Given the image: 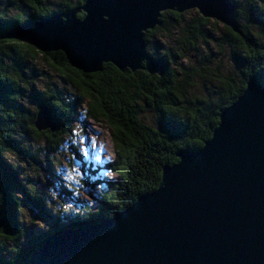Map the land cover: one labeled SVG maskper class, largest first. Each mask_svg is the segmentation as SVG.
I'll list each match as a JSON object with an SVG mask.
<instances>
[{"label":"trees","instance_id":"trees-1","mask_svg":"<svg viewBox=\"0 0 264 264\" xmlns=\"http://www.w3.org/2000/svg\"><path fill=\"white\" fill-rule=\"evenodd\" d=\"M232 1L238 32L203 18L197 11L189 21L185 16L190 12H163L160 25L145 35L146 45L158 33L168 39L177 31L180 35L171 45L160 44V52L147 49L153 58L165 63L162 75L151 76L144 71L120 72L112 64H104L98 73L79 75V71L71 70L61 52L42 54L6 37L14 28L77 10L85 2L63 0L52 10L46 0H35L34 5L29 0H7L9 7L19 4V9L23 6L30 10L26 17L22 13L9 16V7L0 11V220L5 221L0 253L12 254L8 264H24L55 232L67 228L81 230L113 219L140 196L156 190L162 168L176 164L180 150L195 152L204 146L218 126L222 111L243 93L251 76L264 85V7L261 0ZM80 16L81 13L78 19ZM209 43L214 45V53L208 49ZM201 44L207 50L204 55L199 54L195 64L190 59L184 64L185 52L198 51ZM39 56L51 61L54 71L75 89L77 94L70 100L64 99L63 91L50 81L41 91L34 82L24 84L25 69ZM32 73L37 76L36 69ZM25 99L50 108L56 123L53 133L35 129L36 113L24 109L20 101ZM78 110H83L87 119L105 122L109 129L113 160L104 168L116 179L110 185L107 183L108 192L91 193L98 205L95 211L85 208L83 214L67 216L63 227L53 225L48 233L30 237L17 220L21 207L15 192L24 193L37 213L36 219L46 213L50 197L42 196L35 185L28 192L17 179V167L7 166L3 158L8 153L30 158L20 142L24 137L37 141L45 138L48 141L43 149L48 155L55 152L68 135ZM144 114L149 120L142 119ZM88 181L87 175L83 182L87 187ZM58 189L62 195L70 196L60 183Z\"/></svg>","mask_w":264,"mask_h":264},{"label":"water","instance_id":"water-1","mask_svg":"<svg viewBox=\"0 0 264 264\" xmlns=\"http://www.w3.org/2000/svg\"><path fill=\"white\" fill-rule=\"evenodd\" d=\"M235 9L232 0H86L6 37L42 54L64 53L85 75L104 64L162 75L165 63L148 53L144 37L163 12L195 10L238 32ZM246 85L200 150H180L178 162L162 168L156 190L113 219L52 234L24 264H264V85L256 76ZM34 127L55 131L46 105Z\"/></svg>","mask_w":264,"mask_h":264},{"label":"rangeland","instance_id":"rangeland-1","mask_svg":"<svg viewBox=\"0 0 264 264\" xmlns=\"http://www.w3.org/2000/svg\"><path fill=\"white\" fill-rule=\"evenodd\" d=\"M46 1L52 10H55L63 2V0ZM7 7H9L7 5V0H0V11L7 9ZM9 8L10 9H7V14L9 16L22 13L24 17H26L28 14H30V10L26 7L22 6V8L19 9V4ZM191 11H187L190 13L185 16L186 21H189L188 19L194 15L195 10ZM222 25V23H219V26ZM146 34L147 32L145 35ZM179 35L180 32L177 31L170 39H168L164 35L158 33L157 35L151 36V38H149V43L147 45L145 42L146 49H148L149 52L153 51V49L154 51H158L157 49H160V44L162 45L163 43H166L171 45L176 41V39H178ZM217 35L218 34L213 33V37H217ZM199 46L200 47L198 51L193 52L189 50L185 52L186 60L183 61L184 64H186L189 59L195 64L196 60H198L197 58H199V54L202 53L204 55V53L207 51L205 50V46L203 44ZM208 46V49L211 48L212 53H214V45L209 43ZM50 64L53 63L51 61H47L41 56H39L37 60L31 61L29 68H26L24 72V77L27 78V83L24 84H32L34 82L37 90L41 91L47 83L52 82V84L57 89H61L63 91L64 99L70 100L74 94H77L75 89L72 88L69 83L65 81L62 76H60L59 73L54 71ZM170 67L174 68L172 65ZM32 69L37 70V76L32 73ZM33 77L36 78L35 81ZM20 103H22L24 109L28 110L30 114L36 113L35 111H37L38 108L37 103L27 99L20 101ZM81 112L84 114L83 110H78V115L76 119L74 118L75 120L71 124L70 128L77 131L79 130L77 128V118ZM142 119L149 120V117L144 114ZM80 123L82 125L88 126L87 130L90 132V134H93V138L96 139V142L100 145H103L104 148V151L97 153V155L101 157L100 164L97 165L93 163L88 171V187L87 185L85 186L83 184L85 179H81V177L78 176L75 177L73 181H69L68 174L65 173V170L70 169L71 167V165L65 161L67 149L61 151L59 146L55 152H51L48 155L43 149L48 141L45 138H42L39 141L35 139H28L27 137L20 139L21 145L26 146L25 148L28 150L30 158L26 156H16L10 153L6 154L3 158L4 163L7 166L17 167V179L23 185V187L27 189L28 192L30 190V186L35 185L38 192L42 196L46 198L47 196L50 197L47 199L48 206H46V213L39 219H36L37 213L32 210L30 202L26 199L24 193L19 191L15 192V196L17 197L21 207L17 215V220L19 225L25 228L27 235L30 237L42 236L48 233L53 225L63 227L66 222L65 218L67 216L83 214L85 208H87L89 211H95L98 205L94 199L90 197L91 193L98 194L102 192H108L110 190V186H107V183L110 185L116 179V175L112 173L107 175L106 173L109 172L104 168V165L113 160V144L110 138V131L107 128L105 122H95L93 120L87 119L84 116V119L81 120ZM67 139L68 135L65 136L62 141H66ZM105 156L107 157L106 161L104 159ZM58 169H60V171H58ZM76 181H80V183H77ZM59 183L63 185V187L70 193V196L62 195L60 193L58 189ZM95 183L96 185L94 189H92L93 184ZM56 220H59V222ZM1 240H3V237H0V241ZM8 248H10L9 244H7V249ZM0 258L3 261L8 262L11 260L12 254L4 251L3 253H0Z\"/></svg>","mask_w":264,"mask_h":264},{"label":"snow or ice","instance_id":"snow-or-ice-1","mask_svg":"<svg viewBox=\"0 0 264 264\" xmlns=\"http://www.w3.org/2000/svg\"><path fill=\"white\" fill-rule=\"evenodd\" d=\"M85 0H80V3L83 4ZM29 3H35V0H29ZM78 7V5H76ZM106 6V5H100ZM261 6L264 7V0H261ZM91 7V6H90ZM85 18V14L81 13L80 19L83 21ZM103 20L106 23L111 22L112 16L110 14H104ZM64 54V53H61ZM72 63H75L73 60ZM72 63L69 64V67L73 72H77L76 67H72ZM79 75H84L83 72H78ZM247 87V85L245 86ZM38 110V109H37ZM84 119L83 112L80 113L77 118V128L74 130L72 128L68 129V139L66 141H62L60 148L61 151L67 149V153L65 154V161L68 162L71 167L70 169H66L65 173L68 174L69 181H73L75 177H81V179L87 178L88 171L93 163L99 165L101 162V157L97 155L98 152L104 151L103 145H100L96 142V139L93 138V134L87 130V125H82L80 123L81 120ZM105 161L107 157H104ZM60 171V169H58ZM70 173V174H69ZM110 175V173H106ZM80 183V181H76ZM5 234V230L0 227V236Z\"/></svg>","mask_w":264,"mask_h":264},{"label":"bare ground","instance_id":"bare-ground-1","mask_svg":"<svg viewBox=\"0 0 264 264\" xmlns=\"http://www.w3.org/2000/svg\"><path fill=\"white\" fill-rule=\"evenodd\" d=\"M129 71V70H128ZM126 72V71H125Z\"/></svg>","mask_w":264,"mask_h":264}]
</instances>
